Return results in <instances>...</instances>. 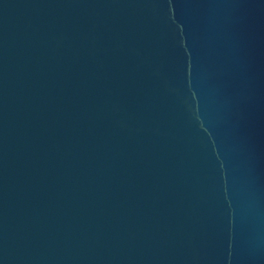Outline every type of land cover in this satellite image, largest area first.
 <instances>
[{"label":"water","instance_id":"obj_1","mask_svg":"<svg viewBox=\"0 0 264 264\" xmlns=\"http://www.w3.org/2000/svg\"><path fill=\"white\" fill-rule=\"evenodd\" d=\"M0 264H264V0H0Z\"/></svg>","mask_w":264,"mask_h":264}]
</instances>
